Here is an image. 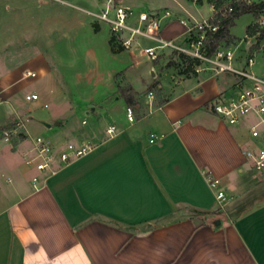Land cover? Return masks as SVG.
<instances>
[{
    "label": "crops",
    "instance_id": "1",
    "mask_svg": "<svg viewBox=\"0 0 264 264\" xmlns=\"http://www.w3.org/2000/svg\"><path fill=\"white\" fill-rule=\"evenodd\" d=\"M29 1L46 18L67 20L73 14L61 39L86 32L89 15L106 6V0ZM124 4L136 12H169L161 35L181 47L190 39L181 20L195 23L212 16L206 1ZM101 23L94 33L103 30ZM137 23L136 17L129 20L131 26ZM247 27L243 39L230 33L239 51L232 63L236 70L245 66L243 54L256 55ZM105 45L102 51L95 46L93 57L100 61L105 53L119 67L109 71L107 90L98 102L75 106L69 84L51 65L41 91L25 93L39 96L31 105H51L50 113L23 125L27 137L15 148L0 140V173L7 178L0 182V264H264V172L256 175L244 156L247 127L229 126L211 108L220 93L232 89L236 77L168 69L159 86L162 92L145 95L130 122L118 86L131 85L143 93L153 83L156 70L144 49L157 43L138 37L129 49L121 45L113 52L108 33ZM172 51L158 49L157 54ZM34 56L45 63L43 53ZM14 80L12 73L0 74V105L18 118L35 119L29 116L34 111L20 102ZM111 125L116 127L112 136L106 133ZM42 133L57 149L67 142H89L94 148L67 165L57 164L54 175L40 173L23 156ZM208 175L222 181L234 208L221 214ZM34 177L39 179L36 186ZM245 201L251 203L239 211Z\"/></svg>",
    "mask_w": 264,
    "mask_h": 264
},
{
    "label": "rangeland",
    "instance_id": "2",
    "mask_svg": "<svg viewBox=\"0 0 264 264\" xmlns=\"http://www.w3.org/2000/svg\"><path fill=\"white\" fill-rule=\"evenodd\" d=\"M30 5L29 0H0V74L12 73L13 79L16 81L15 88L19 90L20 102L27 110L34 111L29 116L35 118L26 119L23 116L18 118L10 114L7 109L5 111L2 104L0 105V140L5 141V136L2 135L3 131L10 132L16 128L19 132V135H10V140L5 141L11 148H15L16 144L26 139L27 135H24L26 133L23 125L28 124V122L36 123L38 119L46 118L47 113L51 111V105L48 108L39 107V105L26 103L23 98L25 93L35 90L41 91L39 86L47 81L46 72L49 66L52 65L55 69L54 74L59 78L64 77L66 79L71 89V100L80 109L89 106L91 101L98 102L101 99L100 95L106 92L105 86H108L107 81L110 80L109 71L119 67L105 53L102 54L100 61L93 57L95 46L102 47L96 51H102L104 50L103 47H106L105 41L108 33L111 51L119 52L121 47L120 36L112 33L111 29L109 31L110 27L106 23L93 15H89V20L85 23L88 24L85 29L86 32H82L83 34L73 32L70 33V38L61 39L65 36V31L71 27L70 21L73 20V14L70 13L67 20L64 18L58 20L49 15L50 22H47L48 17H45V11L41 14L35 8H30ZM207 8L209 10L208 4ZM90 20L91 23H89ZM100 23L104 31L102 30L98 34L94 33L96 26ZM250 23L255 24L254 18L251 15H242L235 19L234 26L230 28V33L243 39L246 34V27ZM258 37L259 34L251 37L253 39L252 46H256ZM112 38L114 39L113 42H111ZM229 48L233 50L235 57L239 54L235 44H230ZM254 52L256 53L254 56L255 65L251 70L256 75L264 76V41L260 42ZM39 53L44 54L45 63L49 62V65L42 61L43 64L40 61L41 58L34 56ZM248 53L250 54L247 52L242 55L244 61L248 58ZM27 71L34 72L36 77L26 78L25 73ZM3 111L6 113L1 115ZM78 117L80 124L81 115ZM87 119L90 120V118ZM41 135L45 138L47 134L42 133ZM34 136L36 135L34 134ZM254 173L260 175L259 172ZM6 180L7 178H3L0 173V182ZM229 198L230 202H221V214L226 209H231L233 203L231 205L232 199L230 196ZM250 203L246 201L244 204L242 203L238 208L239 211L245 209Z\"/></svg>",
    "mask_w": 264,
    "mask_h": 264
},
{
    "label": "built area",
    "instance_id": "3",
    "mask_svg": "<svg viewBox=\"0 0 264 264\" xmlns=\"http://www.w3.org/2000/svg\"><path fill=\"white\" fill-rule=\"evenodd\" d=\"M193 3L206 1L212 16L195 23H189L181 20L183 26L188 29L190 39L187 47H181L173 43L172 40H166L161 35L162 20L170 15L169 12H136L127 7L124 0H106V6L99 14L91 13L100 21L106 23L112 33L118 36L126 34L125 38H121V45L125 49H129L136 38L142 37L157 43V46L145 48L144 54L152 61L158 56L157 50L171 49L182 53L190 58L199 61V65L195 66V72L201 73L209 71L214 75H222L231 73L236 77V82L230 91L220 93L212 102L211 108L213 112L226 124L233 127L246 126L248 131V141L243 149L246 160L250 163L255 172L264 171V76L256 75L251 68L255 65L254 56H248L245 66L242 70H236L233 67L235 54L231 48L221 43L216 52L208 56L206 53V40L209 34L216 33L220 26L212 22L219 14L226 15L232 13V8H228L227 12L223 8L233 2L240 0H188ZM248 3H254L264 0H245ZM137 18V26H131L129 20ZM264 26V20L258 23ZM26 78H35L36 74L31 71L25 73ZM152 95V92H150ZM25 100L29 103L39 100L37 94H29L25 96ZM47 108L48 106L45 105ZM127 119L130 122L135 121L134 111L127 109ZM85 123V122H84ZM116 131V127L111 125L106 129V133L112 136ZM5 141H9L10 135H19L15 128L3 131ZM94 148L93 144L67 142L63 148H55L47 139L37 136L33 139V149L30 153H25L23 158L25 164L35 168L40 173H49L54 175L57 173V164L67 165L77 160ZM207 183L214 190L217 199L221 202H230L222 189V181L213 175L206 177ZM38 177L33 178V185L38 184Z\"/></svg>",
    "mask_w": 264,
    "mask_h": 264
},
{
    "label": "trees",
    "instance_id": "4",
    "mask_svg": "<svg viewBox=\"0 0 264 264\" xmlns=\"http://www.w3.org/2000/svg\"><path fill=\"white\" fill-rule=\"evenodd\" d=\"M228 8H232V13H226V15L219 14L212 22L218 24L220 29L214 33L209 34V38L206 40V53L208 56L213 55L219 45L226 42L230 45L234 42L235 37L230 34V28L234 26L236 18L242 15H251L254 18L255 24L247 27V36L254 37L259 34L258 42L253 45L252 52L255 48H258L261 41H264V26H260L258 23L260 20H264V1L248 3L245 0L233 2L223 8L227 12ZM113 38L111 42H113ZM199 65V61L190 58L177 51H172L169 55H159L153 60V66L156 70V78L153 83L143 93H138L131 85L118 86V95L125 102L128 108H131L134 112L136 109L142 108V100L150 92L156 91L161 93L159 89L161 85V77L163 73L171 68L178 69L181 74L190 75L196 74L195 66ZM167 100L162 99L161 103H165Z\"/></svg>",
    "mask_w": 264,
    "mask_h": 264
},
{
    "label": "bare ground",
    "instance_id": "5",
    "mask_svg": "<svg viewBox=\"0 0 264 264\" xmlns=\"http://www.w3.org/2000/svg\"><path fill=\"white\" fill-rule=\"evenodd\" d=\"M264 172V171H263Z\"/></svg>",
    "mask_w": 264,
    "mask_h": 264
}]
</instances>
